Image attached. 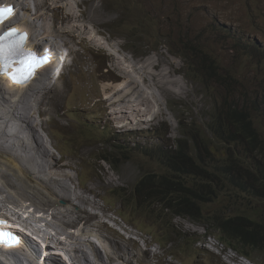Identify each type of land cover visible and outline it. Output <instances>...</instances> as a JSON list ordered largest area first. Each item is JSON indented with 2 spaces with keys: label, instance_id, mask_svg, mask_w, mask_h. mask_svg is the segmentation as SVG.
Returning a JSON list of instances; mask_svg holds the SVG:
<instances>
[{
  "label": "rangeland",
  "instance_id": "obj_1",
  "mask_svg": "<svg viewBox=\"0 0 264 264\" xmlns=\"http://www.w3.org/2000/svg\"><path fill=\"white\" fill-rule=\"evenodd\" d=\"M0 1L8 3L13 0ZM80 1L86 2V0ZM95 1L97 4L101 2V0ZM48 2L44 8L45 13L49 12L51 2ZM104 2L106 6H103V9L115 11L113 20L132 22L137 30L118 28L116 36L105 35L104 38L108 42L105 48L98 42V39L103 40V37L97 38V48L101 51L98 54L93 53V56L98 61H102L105 70H101L97 75L98 84L94 81L95 93L91 97H95L98 103L102 101L101 91L104 86L113 87V85L121 84L122 78L119 76L122 69L115 70L112 65L118 64L116 67L133 65L136 68L134 63L136 61L142 64V68L148 70L151 67L148 65L153 62L158 66L153 70V74L157 76L154 78L156 80L153 82L152 89L146 88V92L152 90L150 92L156 96L165 98L162 100V105L159 102L157 116L158 118L164 117L162 121L149 120L148 115L142 118L137 117L136 122L129 129L128 119L111 121L116 118H112L113 114L107 102H105L107 108L103 104L94 105L93 103L92 108L88 107L90 112L87 110L74 111L75 105L79 107L85 105L84 99L80 98V103L69 104L66 107L69 111L68 118H60L59 112L57 117L65 125L64 129H60L54 126L56 119L54 101H49L45 104L46 109L43 113L45 121L42 129L39 126V130L43 132V142L50 151L51 149L56 151L57 158L74 157V160L79 162L77 182L76 177L72 175L74 172L72 174L62 173L63 176L74 179L73 192H78L80 189L81 193L96 203L104 213L107 210L113 213L120 209L122 216H128V222L132 223L143 236H146L149 247L154 244L152 250L157 251L158 256L150 259L143 258V264H148L147 259H149V264H155V260H158L159 264H171L167 260L175 263L174 260L169 259L168 255L165 256L166 260L159 257L165 253H172L176 256L179 264L181 262L182 264H196V261L199 264H217L216 259H219L221 264H225L213 255L212 251L210 255L204 252L206 248H209H204V245L215 246L214 248L219 251L222 249V246L218 245L214 239L209 241V236L218 240V233L213 227L204 228L191 220L168 213L163 209L161 200L145 201V194L137 192V184L141 177L147 174L169 176L155 148L160 147L166 153L168 146H176L178 141H181V144L185 141V151L194 157L201 149L202 155L205 149H213L216 164L205 160L204 164H199L198 168L212 171L211 167L214 165L222 170L228 160L232 159L234 164L245 170L238 172L236 168H233L238 178L243 180L246 179L247 171H254L257 163L263 162L261 154L258 156L257 153L250 151L246 140H239L234 144L221 142L212 135L210 128L214 126L220 133L225 134L233 131L232 124L223 125L220 122L223 123L226 119L229 107L236 106L239 110H245L264 147V0H104ZM74 4L76 3L73 0H55L50 18L52 17L53 22L58 24L62 17L56 12L68 11L69 7H74L76 10ZM80 5L82 3L77 6ZM89 6L90 12L86 17V22L90 23L89 25L101 23L104 15L99 11L98 6L93 3ZM75 15L78 21L85 24L80 16L76 13ZM26 17H29L28 13ZM47 18L48 16L42 18L44 22L37 20L35 23L45 27ZM70 21L74 19L68 17L67 22ZM13 22L32 27L29 21L21 22L13 19ZM77 31L79 32L78 29ZM59 33V30L54 28L50 33V39L52 36L59 38L57 37ZM93 33L91 31V34ZM33 34L36 37L38 34L44 35L36 28H33ZM143 34H150L156 38L153 49L149 47ZM96 36L98 34L88 38L87 41H95ZM115 37L121 38L122 42L116 40ZM59 40L64 46L62 47L64 53H67L69 66L72 56L80 60L78 57L81 54L77 45H87L86 41L80 43L79 39L72 38L69 39L71 45H67L66 39L59 38ZM202 59L207 65L206 69ZM71 68L72 65L67 66V69L74 72ZM160 80L163 82L160 83ZM159 97L155 103L159 101ZM124 109L127 112L132 110ZM25 111L26 108L21 105L16 109V114L18 115L19 112L24 119L23 112ZM142 111L145 114L149 113L144 107ZM116 123L126 125V130L120 128L126 133L116 129ZM29 143L35 149H39L35 146L36 142L33 138ZM80 154L86 155L85 158H82ZM10 156L15 157L11 154ZM107 158L109 160L106 165L104 162ZM1 168L9 171L12 176H20L22 180L19 186L23 191L18 195L14 194V191H10L12 195L0 193L2 194L0 198L5 199L1 198L3 202H6L5 204L7 201L10 205L16 204V207L21 204L26 206L32 204L29 208L34 211L47 212L49 209L47 204L37 206L31 202L37 198L35 194L37 191L27 185L29 176L26 173L21 172L22 175H26L23 177L15 167L0 157ZM197 172L195 168L192 177L189 176L190 174L182 173V179L186 181L188 188L193 186L196 178L201 179ZM109 178H114L112 184H108ZM191 179L192 182H190ZM0 183L3 184L0 186L2 192L10 187L6 182L0 181ZM213 185L216 198H213V202L202 206V213L223 215V212L227 214L230 211H240V213L250 215L251 212L264 211V200L255 199L229 186L223 190L221 185ZM93 187L96 188L93 189ZM98 198L100 200L105 198L106 204L97 202ZM35 206L38 210L34 208ZM204 222L209 223L206 220ZM28 224L34 225L31 229L39 230L40 225L34 220L28 219ZM108 225L114 227L111 222ZM70 228L75 230V236L78 235L80 238V235L90 229V225L83 219L81 224L78 222ZM127 228L130 229V227ZM58 229L64 232L62 228L58 227ZM138 232L136 231V234L141 237ZM163 244L164 246H161ZM81 249L86 250L87 247L82 246ZM226 255H230L227 249L221 258ZM253 255L262 262L260 254L254 253Z\"/></svg>",
  "mask_w": 264,
  "mask_h": 264
},
{
  "label": "bare ground",
  "instance_id": "obj_2",
  "mask_svg": "<svg viewBox=\"0 0 264 264\" xmlns=\"http://www.w3.org/2000/svg\"><path fill=\"white\" fill-rule=\"evenodd\" d=\"M48 1H50L51 4L49 12L45 13L44 8ZM13 2L23 12V17L17 14L14 20L18 19L21 22L29 21L32 27L23 26L21 23H13L21 30L29 32L30 35H33V28L38 29L45 36L41 37L42 40H40L38 44L41 45L44 44V42H52V45L57 48V56L55 57L56 62H54L53 66L39 73L36 80L27 87L26 84L16 87L9 82L6 77L0 78V157L2 160L4 159L7 161L9 165L15 167L20 174L24 172L29 176V180H26L27 185L37 191L35 193L37 198L32 201L28 197L27 198L37 206L43 204L49 206V209L46 208L48 209L47 212H39L35 206L34 208L38 210V212H36L34 209L29 208L32 204L30 206L21 204L19 207H16L15 203V205H10V202L7 201V204H5L6 202L1 200L3 197L0 198V208H2V210L8 212L10 209L11 212L20 213L17 219L13 217L15 220L27 225L28 219H32L40 226H44L43 229L39 228V230L31 229V231L36 234L33 238L29 236L26 238L25 233H23L21 235L22 245L17 249H0V264H62L61 261L68 256L69 259H71L70 262H72L70 264H143V258L147 257L150 259L151 257H157V251L153 252L152 250L153 245L149 247L146 240L136 234L134 230L135 226H128L130 229L120 226L122 228L120 231L116 229L115 226L117 225V221L114 215L117 211L112 213L107 210L106 213H104L98 208L96 203L85 197L80 189H78V192H73V188L75 187L74 179L72 177L63 176L62 173L72 174L74 172L72 175L76 177L77 182L78 171L80 170L79 162L75 161L74 157L64 156L57 158L56 153L52 149L50 151V149L45 146L43 142V132L39 130V126H41L40 128L42 129V124L45 121V117L43 116L46 109L45 104L49 101H54V116L56 117L54 126L60 129L65 128L64 123L57 117L59 115V108L63 105V102L59 101L63 92L61 88L62 83L59 79L53 81L54 77H52V75H54V71L60 67L58 63H60L61 59L63 68L59 72L60 78L65 77L68 72H70L67 66L71 67L72 63H70L69 66L63 48L59 51L58 45H55L52 39H50V33L54 28L58 29L60 33L57 37L62 40L66 39V44L71 45L69 39L76 38L79 39L80 43H83L93 36L90 35L91 31L87 29L86 24H82V22L77 20L74 7H69L68 11L62 10L56 12L63 18H61V21L57 24V22H53L50 18L52 5L55 0H13ZM73 2L76 3V5L85 3L80 0H73ZM27 13L29 14L28 18L26 17ZM47 16L45 27L35 23L37 20H39L38 22H44L42 18ZM68 17L73 18L74 21L67 22ZM31 46L35 48V44ZM134 63L136 68L128 69L126 67L123 72L121 70V75L119 76L122 78L121 84L113 85V87L104 86L102 90L104 99L108 103L109 109L111 108L113 114L112 118H116L111 119V121L128 119L130 127H127L129 129L131 125L136 122L137 117L145 113L142 111L143 107L149 111L148 114H153L159 121H162L164 117H157L160 105L159 101L157 103H155V101H157V97L159 96L150 92L152 90L146 92V88L152 89L151 87H153V82L156 80L154 78L157 76L153 74V70L158 66L151 62L148 65L151 66L150 69L146 70L142 68L141 63L136 61ZM117 65L118 64H116V66ZM112 73L115 72L112 71ZM161 82H163V80H160V83ZM94 86H96L95 83ZM181 86L180 88H182ZM109 91H111V94H109ZM21 105L26 108V111L23 112L24 119L22 115V117L20 116L19 112L18 115L16 114V109ZM126 105H128V107H125ZM152 105L154 106L151 107ZM124 108L132 110L131 112H127ZM123 124L116 123L115 128L122 132V130L127 129V127H125L126 125ZM120 128H122V130ZM32 138L36 142L35 146H38L39 149H35L29 143L32 142ZM50 147L52 148V145ZM10 154L13 156L15 155V157H11ZM80 156L85 158L86 155L83 156L80 154ZM22 176L25 177L26 175ZM0 181L10 185V187L3 192L2 187H0V193L2 194H11L10 191H14V194L18 195L23 191L19 186V182L22 181L20 176H12L11 173L4 168L0 169ZM107 182L108 184H112L114 178H109ZM0 186H3V184L0 183ZM108 187H110V185ZM95 188L96 187H93V189ZM92 198L94 199V196H92ZM99 200L98 198L97 202H102V200ZM83 219L90 225V229L87 230L86 233L80 235L81 237L79 238L78 235L75 236L76 231L70 228V226L77 225L78 222L81 224V220ZM109 222H111L114 227L109 226ZM58 227L62 228L64 232L60 231ZM15 230L22 232L18 227H16ZM39 237L44 239V241ZM44 242L47 243L48 248L53 246L61 249H64L63 247L68 248L65 249V254L62 257H55L54 255L45 253L46 256L43 258ZM64 243H69V246H65ZM82 246H86L87 249H81ZM146 251H150L151 253L149 254V252ZM46 252H49V250H46ZM149 259H147L148 264L150 263ZM240 264L242 263L240 262Z\"/></svg>",
  "mask_w": 264,
  "mask_h": 264
},
{
  "label": "trees",
  "instance_id": "obj_3",
  "mask_svg": "<svg viewBox=\"0 0 264 264\" xmlns=\"http://www.w3.org/2000/svg\"><path fill=\"white\" fill-rule=\"evenodd\" d=\"M202 62L206 69L207 65L203 59ZM226 123L233 126V131L226 134L220 133L214 126H211L210 129L216 139L229 144L246 140L251 152L257 153L258 156L262 155L263 162H258L254 171H247L245 180L238 178V175L235 174L233 168H236L238 172L245 170L234 164L232 159L228 160L222 170L217 169L214 165L211 167L212 171L198 168V164H204L205 160L216 164V156L207 147L204 155L201 150L199 155L194 158L184 153L183 157L177 158V163L169 161L167 164L173 168V171L167 168L169 176H158L154 173L142 176L137 185V192L145 194V201H163V209L172 215L190 217L202 226L204 224L215 226L229 243L236 244L247 255L250 254L249 251L264 254V211L251 212L250 215L249 213H240V211H230L227 214L223 212V215L202 213V206L213 202V198H216L213 184L221 185L223 190L229 186L255 199L264 200L263 142L244 109L239 110L236 106L229 107L226 119L223 123L220 122L223 125ZM195 168H197L198 176L201 179L196 178L193 186L188 188L186 181L182 179V173L190 174L189 176L192 177ZM204 220L209 223H205Z\"/></svg>",
  "mask_w": 264,
  "mask_h": 264
},
{
  "label": "clouds",
  "instance_id": "obj_4",
  "mask_svg": "<svg viewBox=\"0 0 264 264\" xmlns=\"http://www.w3.org/2000/svg\"><path fill=\"white\" fill-rule=\"evenodd\" d=\"M1 2H3V1H0V8H5V9L11 8V9H14V14L11 15V17L9 19H7L3 24H0V36L4 35V33L9 31L10 29H16V30H18V32H17L18 36L20 34H26L27 35V41H26V44H25V48H26L27 51L35 52L38 55L43 56L44 55V50L47 49L51 53V56H52V62L48 66L42 68L39 72H37L35 78L33 80H31L30 83L26 84V87H27V86L31 85L34 80H36V78L38 77L39 73H41L43 70L53 66L54 62H56L55 57L57 56V48H55L54 45H52V42H44V44L39 45L38 44L39 41L42 40V38H41L42 36H40L39 34L36 37L37 38L36 39L37 40V44H36L37 48H32L31 47V45H32L31 44V35L29 34V32H27L25 30H21L18 26H16L13 23V19L17 16V14L20 17H23V12L20 10L19 7L16 6V4L13 1L12 2H8V3H1ZM90 3H93V4L97 5L98 8H99V11L104 15L103 21L101 23H99V24H95V26L94 25H89L90 23L86 22V17L88 15V13L90 12V6H89ZM74 6L76 7V10H75L76 14L78 16H80V18L82 20L85 21L87 29H91V31L94 32L93 34H90V35L98 34V36L95 37V41L89 42V41L86 40L87 45H84V44L77 45V48H78V50H79L81 55L78 57L80 60H78L76 56H72V58H71V63H72V68L71 69L74 70V72L70 71V72H68V74L65 77L60 78L59 72L63 68V62H61L62 61V59H61L60 63H58L60 65V67H58V69H56L54 71V75H52V77H54L53 81H55V79H59V81L62 83V87L61 88H62L63 92H62V94L60 96L61 98H60L59 101H62L63 105H62L61 108H59V112H60V115H61L60 118H64V117L68 118V112L69 111L66 109V107L69 104L80 103V101H81V100H79L80 98L84 99L85 105L82 106V107H79L78 105H75L73 107L74 111L87 110L88 112H90V109H88V107L92 108V104L93 103H94V105L95 104H99V105L103 104L107 108V106L105 104L106 100L104 99V95L102 96V101H99L98 103H96L97 101H96V99H94L95 97H91V95H93V93H95L94 81L98 84L97 75L101 72V70L102 71L105 70L104 64L102 63V61H98L97 58L93 56V53L94 54H98L101 51V49L98 50V48H97V44L98 43L96 42V40L99 37H103V40H101L99 38L98 42H99L100 45H102V46L104 45V48H105V46L108 43L105 40L106 38H104L105 35H108L109 37L116 36L117 33H118V30H117L118 28H122V29H125V30H137L136 26L134 24H132V22H128V21L119 22V21L113 20V17L115 15V11L103 9L102 7L106 6V3L104 2V0H101V2H98V4L96 3L95 0H86V2L84 4H82L80 6H77L76 4H74ZM84 13H87V14H84ZM51 19H52V17H51ZM143 37L148 41L149 47L151 49H153V46H154L156 38L152 37L150 34H143ZM115 38H116V40H120L122 42L121 38H119V37H115ZM52 41L55 43V45L56 44L58 45L59 51H60V49L62 47H64L62 45L61 41L58 38H56L55 36H52ZM94 42L96 43L95 45H94ZM66 56H67V53H65V57ZM2 66H3V61L0 60V67H2ZM16 67H18V65ZM112 67L115 70L122 69L123 71H124V68H126V67L128 69L135 68L133 65H122V66H118L119 68L114 66V65H112ZM9 71H15V68H11V69H9ZM106 72H107V70H106ZM1 77H6V79L9 82H11L14 86L19 87V85L14 84L11 81V79H9V77L7 75L0 74V78ZM75 85H76V87H74ZM163 99H165V98L159 97L160 105H162V100ZM81 108H83V109H81ZM143 114L139 115L138 117L142 118L143 116H147L148 115L149 116V120H157L153 114H145V113H143ZM60 118H59V120H60ZM51 126H53V125H51ZM210 131H211V129H210ZM211 133H212V131H211ZM212 135H214V134L212 133ZM203 142L207 146L205 141H203ZM184 144H185V141H184L183 144H181V141H178L176 146H168V150L166 151V153L163 152V149L160 148V147H156L155 148L158 151L157 154L160 155L161 160L165 164L164 166L166 168H168L169 170L173 171L172 166L167 164V163H169V161H171L173 163H177V158L183 157L184 153L189 155L184 149ZM57 147H59V146L57 145ZM119 149H121V148L119 147ZM53 151L56 153L55 150H53ZM211 151H213V149H211ZM190 157L194 158V156H190ZM108 160L109 159L107 158L106 162H104V163H106V165L108 164L107 163ZM112 163L115 164L114 161H112ZM199 164H201V163H199ZM139 182H138V184H139ZM105 200L106 199L103 198L102 203L106 204ZM167 212L169 213V211H167ZM18 214H20V213L11 212V211H8V214H7L5 212V210H2V208H0V219L5 220V221L8 222L9 228L7 230L15 233L20 238L21 242H22V236L21 235L23 233H25L26 238H27V236H29L30 238H33L34 235L36 236V234L31 231V227H34V225H32V224H27V225L26 224H22L20 221L15 220V219H17L19 217ZM177 216H181V217H183L185 219L191 220L195 224L200 225L197 221H195L194 219H192L190 217L183 216V215H177ZM13 217H15V219ZM114 217H115V220L117 221V225L115 227H116V229L118 231L122 230V228H121L122 226L127 228L128 226L132 225V223L130 224L128 222V218H129L128 216H122L120 209L115 213ZM118 223H120L121 225H119ZM200 226H202V225H200ZM208 226H210V228L213 227L217 231L216 233H218V240H216L215 237L212 238L211 236H209L210 237L209 241L211 242L212 239H214L215 242H217L218 245L222 246V249H221V251H219L218 249L214 248L215 246L204 245V248L209 247V248H206L208 251L206 250L204 252H206V253H208L210 255L211 251H212L213 255H215L216 257L220 258L221 261L225 262L226 264H240V262L242 264H264V254L256 252V251H249L250 254L247 255L236 244L229 243L224 238V236L221 234V232L218 229L215 228V226H212L210 224H204V226H202V227L205 228V227H208ZM16 227L20 228L22 230V232L16 231L15 230ZM38 228L43 229L44 226L41 225ZM134 230L138 232V230L135 229V227H134ZM138 233L141 234L140 231ZM39 238H41V237H39ZM141 238L146 240V236H143L142 234H141ZM42 240L44 241V239H42ZM203 241H204V239H203ZM64 244H65V246H67V245L69 246V243L68 244L64 243ZM20 245H22V243H20ZM20 245H19V247H20ZM161 246H164V244L161 245ZM43 247H44L43 254H42L43 258H45L46 254L54 255L55 257H62L65 254V249L68 248V247H63L64 249H61V248L56 247V246L48 248L47 247V243H45V242L43 243ZM153 247H154V244H153ZM17 248L18 247L9 248V247H5V246H0V249H5V250H10V249L14 250V249H17ZM161 249H162V247H161ZM209 249H210V251H209ZM226 249L230 253V255H226V256L221 258V255L223 254V252ZM46 250H49V252H46ZM254 253H258V254H260L262 256V262L254 257V255H253ZM166 255H168L169 259H172V260L175 261V263H174L173 261L167 260L171 264H179L178 261H177L176 256H174L172 253H168V254L165 253L163 255H160L159 257L161 259H163V260H166L165 259ZM251 255H253V256H251ZM70 260L71 259H69V256H68L67 258H65L61 262H62V264H70V263H72V262H70ZM216 261H217V264H221L219 259H216ZM155 264H159L158 260H155ZM180 264H182V262ZM196 264H199V263L196 261Z\"/></svg>",
  "mask_w": 264,
  "mask_h": 264
},
{
  "label": "snow or ice",
  "instance_id": "obj_5",
  "mask_svg": "<svg viewBox=\"0 0 264 264\" xmlns=\"http://www.w3.org/2000/svg\"><path fill=\"white\" fill-rule=\"evenodd\" d=\"M13 14L14 9L0 8V24H3ZM17 32L16 29H10L0 36V60L3 61L0 74L7 75L14 84L25 85L35 78L37 72L52 62V56L47 49L44 50L43 56L27 51L25 48L27 35L18 36ZM11 68H15V71H9ZM8 228V222L0 219V246L19 247L20 238L8 231Z\"/></svg>",
  "mask_w": 264,
  "mask_h": 264
},
{
  "label": "flooded vegetation",
  "instance_id": "obj_6",
  "mask_svg": "<svg viewBox=\"0 0 264 264\" xmlns=\"http://www.w3.org/2000/svg\"><path fill=\"white\" fill-rule=\"evenodd\" d=\"M44 36V35H43ZM36 35H31V44L34 45L35 44V48H37V40H36ZM33 48V46H31Z\"/></svg>",
  "mask_w": 264,
  "mask_h": 264
}]
</instances>
